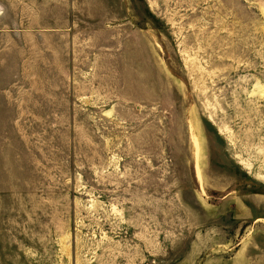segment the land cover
<instances>
[{"label": "rangeland", "instance_id": "1", "mask_svg": "<svg viewBox=\"0 0 264 264\" xmlns=\"http://www.w3.org/2000/svg\"><path fill=\"white\" fill-rule=\"evenodd\" d=\"M97 4L111 72L0 110V264H264V0Z\"/></svg>", "mask_w": 264, "mask_h": 264}, {"label": "crops", "instance_id": "2", "mask_svg": "<svg viewBox=\"0 0 264 264\" xmlns=\"http://www.w3.org/2000/svg\"><path fill=\"white\" fill-rule=\"evenodd\" d=\"M96 5L97 0H0V110L23 109L12 103L25 100H77L86 96L88 84L97 86L102 60L104 72H111L109 61L119 49L111 22L96 28L88 19ZM100 32L103 43L94 44Z\"/></svg>", "mask_w": 264, "mask_h": 264}]
</instances>
